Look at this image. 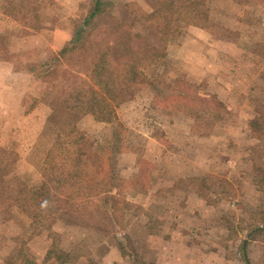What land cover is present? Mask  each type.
Wrapping results in <instances>:
<instances>
[{
    "label": "rangeland",
    "instance_id": "rangeland-1",
    "mask_svg": "<svg viewBox=\"0 0 264 264\" xmlns=\"http://www.w3.org/2000/svg\"><path fill=\"white\" fill-rule=\"evenodd\" d=\"M199 1L195 13L201 7L206 8L207 0ZM79 2L78 6L76 2L71 4L75 7L70 15L74 26H40L41 19L34 12L29 17L12 13L10 17L23 20L25 26H3L4 31L0 30V64L6 56L17 57L18 53L12 52L16 38L36 33L42 46L39 52L54 58L73 38L76 28L88 24L94 0ZM152 6L150 0H106L105 12L90 25L95 28L90 47L116 45V39L120 44L130 43L134 47L145 40L161 47V36L155 32L159 26L146 20ZM8 9L11 10L9 5ZM210 18V21L197 19L199 26L210 29L209 36L213 39L223 38L221 9L212 12ZM189 25L172 22L171 27L176 31L168 40L167 58L156 63L148 54L143 67L150 83L157 85L161 80L182 86L188 99L210 102L207 106L196 101L193 115L188 109L184 113L166 103L160 104L154 91L142 84L134 95L117 106L118 117L113 124L96 123L89 117L81 119L84 116L80 113L78 119L77 115L61 116L55 125L49 121L53 110L65 109L73 88L89 84L94 56L81 54L59 63L52 58L30 66L38 77L34 89L40 98L39 102L28 99L24 105L27 104V113L36 102L38 108L20 117L6 105L7 109L0 113V264L21 263L13 257L22 245L38 232L48 231L47 216H60L54 213L60 207L51 202L37 201L25 206L30 202H24L19 192L23 188L39 191L44 183L56 188L53 175L45 170V159L60 134L73 125H78V130L89 137L93 151L111 158L115 170L113 173L110 166L103 177L97 174L89 180L87 190L91 198L76 203L81 213L70 212L69 219L61 216L73 219L78 226L69 238L71 231L66 224L62 220L54 223L49 237L56 246V257L63 256L69 263L100 264L108 247L117 241L110 237L117 233L121 238L117 242L134 264H141L140 259L141 262L153 260L157 249L150 241L158 239L157 236L169 239L176 234L183 247L194 245L206 252L233 247L246 235L264 242V183H260L258 191L254 185V179L264 178V131L251 126L254 119H259L264 128V69L255 76L258 64L249 58L241 62V73L233 70L232 74L219 76L214 71L216 66L222 68L217 59L219 47L214 48L216 58L212 57L207 64L201 61L199 57L207 50L196 42L207 37ZM257 27L260 26H250L245 33L248 47L253 51L250 40L260 33ZM113 30L134 35L130 39L127 35L120 37ZM61 33L63 38L70 34V40L60 41ZM136 33L143 38L136 37ZM51 43L56 51L47 52ZM122 49L115 47L116 57ZM154 79H158L157 83ZM82 81L85 83L81 84ZM228 86L241 91L242 102L237 94L226 100L224 90ZM248 98L249 104L245 102ZM214 101L220 105H211ZM65 150L61 157L68 155V147ZM189 193L199 194L203 206H190ZM184 202L193 210L184 208ZM20 230L25 232L16 235ZM228 234L232 238L228 239Z\"/></svg>",
    "mask_w": 264,
    "mask_h": 264
},
{
    "label": "trees",
    "instance_id": "trees-1",
    "mask_svg": "<svg viewBox=\"0 0 264 264\" xmlns=\"http://www.w3.org/2000/svg\"><path fill=\"white\" fill-rule=\"evenodd\" d=\"M152 3V12L146 16L147 22L154 23V26H159L155 30L156 34L161 36V47L154 46L145 40L138 47L132 44H120V40L116 39L117 44L107 43L106 45L90 47L92 36L94 35L93 26H90L105 12L106 0H94V8L88 16L86 26H78L75 30L73 38L62 48L54 58V62H61L63 59L68 62L70 59L77 58L78 55H92L94 56V65L89 78V84L84 86H77L71 91V95L66 99L67 104L65 109L57 108L49 119L52 124L57 123V119L61 116L77 115L80 113L90 114L98 122L113 124L117 120V106L126 97L132 96L138 91V86L146 84L152 91L160 104L166 103L175 111L185 113V109L192 114L194 112V104L196 101L203 102L210 106V102L205 99L193 98L188 99L186 89L182 86H172L170 83H163L161 80L154 79V83H150L146 75V69L143 67V60L147 55L153 57L156 63L161 62L166 57V46L172 33L176 30L171 27L172 22L178 21L179 24L188 23L193 25H200L195 15V11L200 6L199 0H150ZM158 23V25L156 24ZM156 24V25H155ZM90 27H92L90 29ZM117 36L127 37L134 35L132 33L124 32L123 30H113V34ZM135 37V36H134ZM136 37L143 38L141 34L136 33ZM124 47L119 57L114 53L115 47ZM124 51V52H123ZM115 55V56H114ZM70 56V57H67ZM141 57V58H140ZM140 58V59H139ZM155 59V60H154ZM153 63V62H152ZM69 74H71L69 72ZM77 79L79 75L73 74ZM158 77V76H157ZM48 78L49 77H45ZM85 83L84 81L81 82ZM164 88L162 89L161 88ZM85 87V88H84ZM220 105V102L214 101L211 105ZM214 105V106H216ZM59 107V106H58ZM193 115V114H192ZM251 123L252 128L257 126L261 131L264 128L259 124V119H254ZM56 125V124H55ZM66 125V124H65ZM69 125V124H68ZM67 125V126H68ZM65 147H68L69 152L65 157L60 155L65 152ZM108 156H100L96 151L90 148L89 137L78 130L77 125H73L70 130L60 134L53 146L48 150L45 159L46 171L53 175V183L56 188L49 187L43 184L42 191H36L32 188L28 190L23 188L19 193L24 202L29 201L30 204L25 206H32L33 203L39 201L41 204L51 202L61 209H66L74 213H81L82 210L76 207V203L80 200L90 199L91 194H88L89 180L103 177L110 168L114 173V165ZM106 171V172H105ZM107 174V173H106ZM256 186L259 188L260 183H264V178L254 179ZM48 186L47 187H45ZM22 193L24 196H22ZM92 193V192H91ZM96 192H94L95 195ZM109 201V200H107ZM41 204H38L39 206ZM22 207H24L22 205ZM28 213V212H27ZM31 214L30 212L28 213ZM31 216V215H30ZM50 221L48 227L56 220L47 216ZM120 245V249L125 254L124 247ZM56 246L52 248L47 254V259L57 258L59 264H65L68 260H64L63 256L56 257ZM127 255V254H126ZM15 261H21L18 264H37V262L26 252V243H24L18 252L17 256L13 257ZM247 264L249 260L245 256ZM141 264H151L148 262H141ZM12 264H15L13 262Z\"/></svg>",
    "mask_w": 264,
    "mask_h": 264
},
{
    "label": "crops",
    "instance_id": "crops-1",
    "mask_svg": "<svg viewBox=\"0 0 264 264\" xmlns=\"http://www.w3.org/2000/svg\"><path fill=\"white\" fill-rule=\"evenodd\" d=\"M72 2H76L77 6L80 3L79 0H0V30L4 31L3 26H25L23 20L17 17L12 19V17H10L12 13L15 14V16L21 14L29 17L31 12H34L41 19L42 23L40 26H74L70 18L72 9H75V7L71 5ZM205 3L206 8L204 9L201 7L202 10L199 9L195 13L196 18L198 20L210 21L212 12H220L221 9V26L224 31V37L213 39L212 36H209L210 29L204 26L189 25L199 29L200 32H203L202 35L204 34V36L207 37L200 38L196 42L198 47L206 48L207 50L202 54V58L200 56L199 59L207 64L212 60V57L216 58L214 48L219 47L217 59L221 61L222 68L219 69L216 66L214 70L219 76H224V73L232 74L233 70L237 73H241V62L244 59L248 61L249 58H252L258 64L255 74V76H257L264 69V0H207ZM8 5L11 10L8 9ZM33 7L36 8L34 9ZM254 16H257V18H253ZM250 26H260L257 27V29H260L258 31L260 33H256L255 36L253 35L250 40L254 45V51L248 47L247 41L245 40L247 38L245 33L248 32ZM38 35L39 33H36L30 34L24 38H16L14 44H12V52H17V57L6 56L4 61L0 64V113H3V110L9 108L10 111L13 110L15 114L17 113L21 117L22 114L23 116L30 115L39 106V103H37L39 101H37V99L40 98V93L36 92L34 89V86L38 83V77L34 72L35 69H32L30 66L32 65V67H35L36 63L51 60L53 57L49 56V53H45L43 56V53L39 52V47L42 46L38 44L40 41V36ZM60 36L62 37L60 41L64 43L70 40V34L64 38L62 33ZM199 36H201L200 33ZM49 46L53 49L49 48ZM47 47V52L56 51L52 43ZM165 52L167 53V49ZM166 58L167 55L164 59ZM18 63L19 67L17 65ZM233 87L228 86L225 88L226 100L228 99V101H230L233 94H237L240 96L242 102L243 96L241 91H234ZM33 98L37 101L36 105L31 109L30 113H27V104L24 105V103H27L28 99L33 100ZM245 102L249 104V98L246 99ZM6 105H8L7 108ZM231 108L232 107L227 106L228 110H231ZM250 114L252 115V113ZM82 116L84 117H81V119L89 117L92 121L98 122L90 114ZM98 123L102 124L103 122ZM254 185L255 190L258 191V187L256 184ZM189 194L190 196L187 201L189 200L191 202L190 206H203L199 200V194ZM183 205L186 206L184 208H188L189 211L193 210V208L188 206L187 202H184ZM70 212L69 210L61 208L54 212L60 215L58 218L55 217L56 220L54 223L62 220L70 229L69 231L71 232L70 234L68 233V238L72 235V230L74 233V231L78 229V226L72 222L73 219L68 220L70 217L68 213ZM71 214L73 215L72 212ZM62 215L66 216L68 219L66 217H61ZM54 223L51 227L46 228L48 231L43 230L38 232L26 243V246H28V250L26 247V252H32L37 264H59L58 260L55 258L47 259V254L53 245L52 239L49 236L51 234L50 230L54 227ZM24 232L25 231L20 230L15 234L20 235ZM157 237L158 239L152 238L153 242L150 241L151 244L153 243L156 246L157 253L154 254L153 260H145L147 262L153 261V264H247L245 256H247L250 264L264 263V242L261 241L259 237L250 239L247 235L245 237L242 236L243 240L240 239L239 244H235L233 247L229 248L224 246L223 251L210 252L200 250L194 245L186 246V249L183 247L185 245L182 241H177L179 238L176 237V234H173L169 239L167 238L168 236ZM110 238L117 241L121 239L118 233L116 236L113 235ZM230 238H232V236L228 234V239ZM213 239H215V236ZM225 240L227 239L225 238ZM117 241L108 247L100 264H134V261L126 255V253L124 254L122 252ZM28 255L31 256V254ZM178 258L181 263H179L180 261H178ZM65 264L77 263L67 262Z\"/></svg>",
    "mask_w": 264,
    "mask_h": 264
}]
</instances>
